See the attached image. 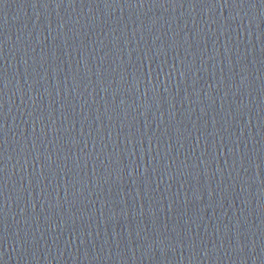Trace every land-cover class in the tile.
I'll return each instance as SVG.
<instances>
[{
	"label": "water",
	"instance_id": "1",
	"mask_svg": "<svg viewBox=\"0 0 264 264\" xmlns=\"http://www.w3.org/2000/svg\"><path fill=\"white\" fill-rule=\"evenodd\" d=\"M0 264H264V0H0Z\"/></svg>",
	"mask_w": 264,
	"mask_h": 264
}]
</instances>
